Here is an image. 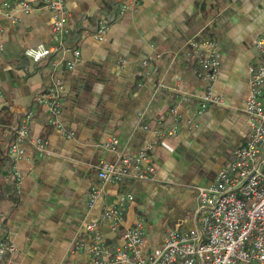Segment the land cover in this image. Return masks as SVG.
<instances>
[{"label":"crops","instance_id":"0c3cea01","mask_svg":"<svg viewBox=\"0 0 264 264\" xmlns=\"http://www.w3.org/2000/svg\"><path fill=\"white\" fill-rule=\"evenodd\" d=\"M4 1L10 0L0 3ZM27 1L35 9L26 14L15 8L17 22L0 16V158L11 127L26 111L34 112L31 135L47 140L48 147L39 157L26 146L16 198L8 171L0 168V215H5L18 249L16 264H88L91 223L98 224L109 247H116L124 228L114 232L103 215L123 192L135 197L126 208L125 228L143 217L149 250L161 247L171 228H194L198 187L213 183L247 141L249 69L264 32V0H142L122 15V0H68L71 50L59 53L62 62L56 68L23 56L27 48L52 42L51 11L43 0ZM101 18L110 27L100 40L94 28ZM205 38L218 43L222 56L214 84L221 103L197 118L195 128L189 121L195 118L205 84L186 53L190 41ZM72 49L81 55L68 69ZM53 72L65 89L59 119L72 138L50 124L46 107L35 102ZM173 125L175 137L155 142L151 159L156 172L150 180L120 185L99 181L102 162L137 154L153 140L155 128ZM112 138L118 140L115 151L105 148ZM94 186L101 193L91 206ZM189 201L196 207L188 222L163 228Z\"/></svg>","mask_w":264,"mask_h":264},{"label":"built area","instance_id":"2783aa9c","mask_svg":"<svg viewBox=\"0 0 264 264\" xmlns=\"http://www.w3.org/2000/svg\"><path fill=\"white\" fill-rule=\"evenodd\" d=\"M68 0H43L52 15V42L49 45H37L25 49L23 56L34 64L45 61L57 67L62 59V51H68V40L73 30L69 26ZM142 0H122L118 14L137 7ZM15 8L28 14L35 5L27 0H10L0 3V16L12 22L18 18ZM105 18L98 20L94 36L103 39L109 30ZM187 56L196 65V73L205 84L204 92L197 97L192 127L211 105L220 104L214 94L221 66L222 56L218 43L212 38L193 39L188 45ZM4 45L0 43V55ZM256 62L249 69L250 90L246 98L248 117V135L246 144L238 148L229 163L222 167L213 183L197 189V224L192 229L171 228L161 247L149 250L147 226L143 217H139L133 227L125 228L127 205L134 202L131 192L120 193L117 201L104 211V219L110 223L114 232L124 228L121 242L111 248L98 229L97 223H91L87 230L92 233L89 247L88 264H264V32L255 43ZM72 59L65 63L73 69L80 58V50L72 49ZM148 65V61L144 62ZM50 83L43 92L35 96V102L46 107L48 121L60 129L68 138L73 133L67 131L59 117L64 97V85L53 72ZM2 106L0 104V110ZM173 115L177 114L172 109ZM34 119L33 111H26L18 122L11 127L10 136L5 143L4 158L8 161V174L11 189L17 195L23 181L19 163L26 157V146L35 149L37 156L43 157L48 141L34 138L30 125ZM153 140L135 155L118 157L115 161L102 162L98 179L103 184L120 185L127 181L150 180L156 172L151 152L155 142L164 141L177 135V126L170 129L157 127L152 131ZM118 140L112 138L105 148L116 150ZM101 190L94 186L90 194L93 206L100 197ZM5 215H0V264H16L14 257L18 251L6 226Z\"/></svg>","mask_w":264,"mask_h":264},{"label":"rangeland","instance_id":"374dc122","mask_svg":"<svg viewBox=\"0 0 264 264\" xmlns=\"http://www.w3.org/2000/svg\"><path fill=\"white\" fill-rule=\"evenodd\" d=\"M195 202L194 201H189L187 207H181L175 210L174 215H176L177 218L174 219V221H171L170 219H167L163 223V228L170 227L173 225H178V224H186L188 222V213H192L195 209ZM193 214V213H192ZM173 224V225H172ZM147 225H149V222L147 221Z\"/></svg>","mask_w":264,"mask_h":264},{"label":"trees","instance_id":"16d2710c","mask_svg":"<svg viewBox=\"0 0 264 264\" xmlns=\"http://www.w3.org/2000/svg\"><path fill=\"white\" fill-rule=\"evenodd\" d=\"M49 62H50V60L48 62H46V65L47 66L50 64ZM2 167H5V171L7 173V170H8V161L4 157H1L0 158V168H2ZM11 196H12V198H16L17 195L11 190ZM2 197H3V195L0 192V201H1Z\"/></svg>","mask_w":264,"mask_h":264}]
</instances>
